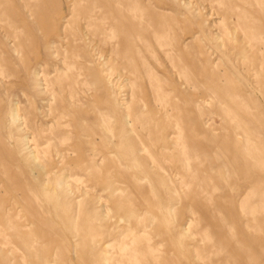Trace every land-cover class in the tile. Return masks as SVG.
Returning <instances> with one entry per match:
<instances>
[{"label":"rangeland","instance_id":"374dc122","mask_svg":"<svg viewBox=\"0 0 264 264\" xmlns=\"http://www.w3.org/2000/svg\"><path fill=\"white\" fill-rule=\"evenodd\" d=\"M3 1L0 25L9 21ZM24 2L13 0L10 19L26 23L17 26L22 62L11 46L19 39L0 29V66L8 76L0 88V137L18 136L10 138L13 149L23 138L39 167L33 176L26 163H0V264L132 263L120 250L134 228L147 232L139 248L151 244L163 253L147 254L148 264H264V212L231 205L238 195H264V0H151L173 17L168 40L178 49L173 63L157 50L162 66L148 54L165 80L162 90L140 65L137 81L122 75L121 106L108 81H95L91 63L84 78L93 83L86 95L78 90L81 102L69 99L67 82L44 80L55 79L54 64L63 68L71 0H30L42 29ZM163 90L171 91L160 102ZM183 143L196 152L190 163ZM27 186L32 192L19 195ZM192 211V235L180 240L172 220L183 225ZM111 239L110 257L101 259L97 251Z\"/></svg>","mask_w":264,"mask_h":264},{"label":"bare ground","instance_id":"6f19581e","mask_svg":"<svg viewBox=\"0 0 264 264\" xmlns=\"http://www.w3.org/2000/svg\"><path fill=\"white\" fill-rule=\"evenodd\" d=\"M29 1L30 0H25L22 7L30 10L29 11L30 17L35 18V21L33 22L36 23L37 27L42 29V24H41L42 22L39 20L38 21L36 20V17H37L36 14L38 12V4L35 3L34 5H32L29 3ZM34 1H38V0H34ZM39 1L41 2V0ZM49 1L51 0H48V2ZM150 1L151 0H71V4L69 5V11H68L69 15L67 17V20L65 21V26H63V34H62L64 35L63 40L65 41V45L62 46L64 52H63V57L61 59L63 68H60L59 66H56L54 64V69L52 70L51 68V70L56 75L55 79L49 80L47 76L44 75L43 76L44 80L48 83H52V84L56 83L59 86H62L64 82H67V86L69 88V95H70L69 99L74 100V102H81L82 98L78 97V93H79L78 90L81 89L83 94L86 95L87 94L86 89L93 83L92 81H88V79L84 78L86 74L84 72L86 69H88L87 65L88 63H91V65L93 66V72H94L92 76L94 77L95 81L96 80L99 81L103 78L106 81H108V84L110 85V87L113 90H116L115 91V97H116L115 102L119 105L120 99L118 98V95L120 94H118L117 92V87L119 86L117 81L120 80L122 75L127 74V73L133 75L134 82L137 81L138 78H141L138 76L139 74H141L140 73L141 69L138 67V65H140L143 68L142 70L144 71V73L147 75L149 81L153 84V86L155 84L157 89L162 90L161 83L165 82V80L163 81L160 78V73L158 72L159 69L153 66L152 62L150 61L148 57V54L155 59L158 65L162 66V63L159 61V58H157V52H158L157 50L163 53L165 58L170 60V63H173V61L170 58H171V55L177 51L178 46L173 45V43L168 40L169 35H171V30H172L171 22L174 21L173 17L164 13L163 9H159L158 6H155V7L152 6V4H150ZM2 5H3L4 14H5L4 20H9V21H5V25H0V29L4 30L6 37L8 38L13 37L14 39L16 38L19 39L18 41L14 40L11 46H12V50L17 54V58L22 62L24 60V56L21 52L22 47H23V41L19 37V34L17 33V29H18L17 26L18 24H21V26L25 28L26 23L23 19H21L19 23L10 21L11 16L13 14V10H14L13 0H4ZM71 37H73L74 43L73 42L71 43L70 41ZM152 40H155L154 43H156V46L153 44ZM75 41H82L84 42V45L78 46L76 45ZM80 57H84L85 60L81 61ZM136 57L138 58V60H136ZM111 61H118L119 62L118 68H113L112 67L113 65L112 66L110 65ZM59 65L61 64L59 63ZM3 66H0L1 67L0 68V88L4 84L3 83L4 79L8 77L6 75L7 70H4L2 68ZM117 70L119 71L120 75L115 74ZM38 73L39 72H36L37 76L39 75ZM181 77H182L181 71L177 70L176 79L180 80ZM36 84H37L36 90H39L40 89L39 81H36ZM169 91L167 90L162 91L164 93V96H162L161 98L159 97L160 102L161 101L163 102L165 100L167 101L168 99L167 94L169 93ZM1 95L2 94H1V89H0V96ZM179 95H181V91L178 92L175 95V97L180 99ZM205 102L210 103L211 101L209 99H205ZM121 103L123 104V102ZM163 106L165 109L166 105H163ZM167 111L169 112V110ZM169 114L171 116V113ZM175 117H177V115ZM229 120H233V118L231 119L229 118ZM17 137L14 136L10 131H9L7 138L0 137V151L4 154V157L0 158V163H8L10 160L16 161V163H26L31 169L32 175L36 176L37 171H35V169L39 167L38 154L36 153L31 154L28 151L24 152L26 142L24 141L23 138L18 143L19 148L13 149L11 146L12 140L10 138L14 139L15 142H18ZM54 139L55 137L49 138L46 140V142L48 144H54L53 143ZM183 144H184L183 151L186 156L187 163H190L191 160L193 159L192 155H195L196 152H194L189 147H187L185 145L186 143H183ZM30 175L28 177H30ZM61 183L62 182L60 180L59 184ZM141 186H142V189L143 187L144 189H146L145 186H143V184H141ZM144 189L142 191H144ZM27 190L31 191L29 186H27V189L25 187L24 188L22 187L21 192L18 191L19 195L23 197H25V195L27 196L28 195ZM258 190L260 192H264V191H261L260 188ZM142 191L140 193H142ZM155 198L153 199L155 200ZM235 203H237L239 210H241V212H243L244 214L246 213L248 209L250 210L251 213H255L254 210L256 211L257 208L259 211L264 212V195H262L261 197H256L252 193H249V194L245 193L242 195H238L235 202L231 201L232 206H234ZM256 205H257V208L255 209ZM194 215L195 213L192 211L191 216H190L191 218H189L188 221L184 223L183 225H178L177 224L178 222H175L174 219L172 220L173 221L172 222L173 231L176 233V236L178 238L181 237L180 240H182V238L186 239L192 235L191 225L192 223H194V220H195ZM254 219L257 220L255 217ZM146 233H147L146 230H141L137 232L135 231V228L132 229V231L129 232V234L133 235L130 238L131 243L125 242L121 244L120 254L122 255V257L126 256L125 258L128 257V259L134 258L135 260L129 259V261H132L133 264H142V262L145 260L148 264V259L146 257L147 254H150L153 256V258L158 259L160 255L163 254L161 253V250H159V248L158 250H156L151 244L148 245V248L146 249V251L143 250L142 248H139L140 247L139 241L141 240V237L145 235ZM148 239L151 241V238H148ZM209 239H210L211 244L214 247L215 240L213 238H209ZM149 240L148 242H150ZM114 242H115L114 239L106 241L103 244L104 247L98 249L97 253L101 257V259H108V257H110L109 255L111 254L112 251L110 250L109 247ZM73 252H74L73 254L75 258L77 259L82 258L84 260L85 255L77 254L75 249ZM194 253L196 252L194 251ZM88 256H90V254H88ZM121 259L122 258H120L119 260L121 261ZM123 262L120 264H123ZM130 263L131 262H129L128 264ZM73 264H76V263H73Z\"/></svg>","mask_w":264,"mask_h":264}]
</instances>
